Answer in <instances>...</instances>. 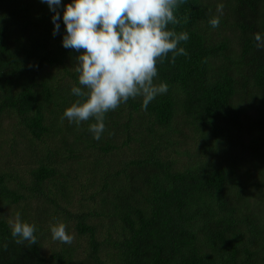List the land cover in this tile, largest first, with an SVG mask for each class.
<instances>
[{
	"label": "trees",
	"instance_id": "trees-1",
	"mask_svg": "<svg viewBox=\"0 0 264 264\" xmlns=\"http://www.w3.org/2000/svg\"><path fill=\"white\" fill-rule=\"evenodd\" d=\"M53 15L40 0H0V121L16 119L36 158L30 186L0 172V264H264V49L254 39L264 35V0H184L179 24L168 27L189 34L178 45L188 54L173 62L169 53L154 80L168 91L146 108L137 96L108 112L99 141L88 130L94 120L61 121L80 99L72 87L84 89L68 67L78 53L62 46V19L53 36ZM48 68L73 82H59ZM181 125L203 139L202 165L179 170L159 155L161 140ZM52 138L58 145H34ZM132 143L139 145L133 159H89ZM75 169L90 176L72 183ZM21 190L51 202L52 217L61 212L69 229L74 222L86 246L60 242L45 257L51 231L44 218L24 217L35 226V243L17 242L4 210L26 200ZM74 193L96 207L70 211L62 203L70 205Z\"/></svg>",
	"mask_w": 264,
	"mask_h": 264
},
{
	"label": "clouds",
	"instance_id": "clouds-1",
	"mask_svg": "<svg viewBox=\"0 0 264 264\" xmlns=\"http://www.w3.org/2000/svg\"><path fill=\"white\" fill-rule=\"evenodd\" d=\"M54 15L53 36L60 33L61 19L65 26L62 46L72 49L76 56L78 81L81 87H72L71 94L80 98L66 108L61 121L79 126L89 125L92 138L99 141L105 131V116L130 98L143 97V106L157 95L168 91L165 83L156 84L157 63L172 53H188L180 42H187V32L177 33L169 25L179 24L175 15L184 0H40ZM223 5H217L222 13ZM62 14V15H61ZM212 28L219 27V17L208 21ZM258 49H264V35L256 33ZM11 236L17 242L35 243V226L19 217L10 223ZM52 239L71 243V236L63 223L50 225Z\"/></svg>",
	"mask_w": 264,
	"mask_h": 264
},
{
	"label": "rangeland",
	"instance_id": "rangeland-1",
	"mask_svg": "<svg viewBox=\"0 0 264 264\" xmlns=\"http://www.w3.org/2000/svg\"><path fill=\"white\" fill-rule=\"evenodd\" d=\"M68 67L73 73L76 72V62L68 64ZM48 70H50L51 74L63 84L68 81L73 82L71 78L65 76V72L61 68H48ZM18 127L17 121L14 118L4 117L0 121V172H10L13 173V175L18 174L24 181L25 185L30 186L32 177L29 175L32 169L36 167L33 162L36 158L31 155L32 143L30 139L25 137ZM54 139L55 138L47 139L44 142L35 141L34 145L40 148L56 146L58 145L59 138ZM160 143L161 150L159 155L167 160L174 161L179 170L202 165L208 160V158L203 155V139L183 125H181V128L178 131L169 135L168 141L161 140ZM138 147V144L132 143L129 147L122 148L118 154L106 156L105 158H100L98 152L94 151L93 154L90 153L89 159L93 162L100 159L106 164L108 162L116 163L117 161H127L138 156ZM73 163L75 164V167L78 168L76 161L69 162V164ZM246 167H249L250 169L252 168L250 164ZM246 170L248 169L246 168ZM77 176L79 180L84 181L90 176V174L87 169H83L82 171L75 169L72 174V183H77ZM21 192L24 193L26 200L17 205H11L4 210L10 223L15 222L17 217H19L21 221L24 217L35 222L39 220V223L40 221L42 222L44 218V224L47 228H50V225L54 224L53 222H55V224L65 223V216L61 212L57 214L55 218L52 217L55 208L51 206V202L46 198H39L38 196L32 195L24 190H21ZM90 193H92V190L87 191V197ZM71 201L72 203L70 205H67L66 203L62 204L70 211L74 212L84 211L88 207H96L91 201L82 200L81 194H72ZM44 211H47L49 215L52 214L51 217H42L41 215ZM94 222L96 221H93V223ZM66 224L72 227V229L66 228L69 230L72 238L71 241L74 244L79 243L86 246V240L78 237L76 231L73 229L75 223L72 221L70 223V221H68ZM59 245L60 241L53 240L50 232L49 236L44 241L43 255L49 257L54 251L59 250Z\"/></svg>",
	"mask_w": 264,
	"mask_h": 264
}]
</instances>
